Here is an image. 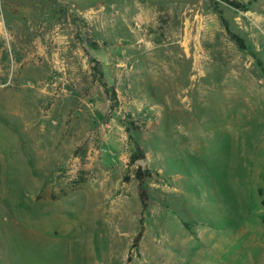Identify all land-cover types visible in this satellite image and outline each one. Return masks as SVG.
<instances>
[{"label":"rangeland","instance_id":"374dc122","mask_svg":"<svg viewBox=\"0 0 264 264\" xmlns=\"http://www.w3.org/2000/svg\"><path fill=\"white\" fill-rule=\"evenodd\" d=\"M237 1L0 0V264H264V0Z\"/></svg>","mask_w":264,"mask_h":264},{"label":"trees","instance_id":"16d2710c","mask_svg":"<svg viewBox=\"0 0 264 264\" xmlns=\"http://www.w3.org/2000/svg\"><path fill=\"white\" fill-rule=\"evenodd\" d=\"M227 4H229L230 6L234 7V8H237V9H241V10H246V6L237 1V0H224ZM219 14H220V19H221V22L227 32V34L229 35L230 39H232L236 45L238 46V48L242 49V50H247L248 49V46L247 44L245 43L244 39L239 36L238 34L232 32L229 28V25H228V22L227 20L221 15V11L219 10ZM256 63L257 65L260 67L261 71L263 72L264 74V66L262 65V62L260 60H256ZM136 178L139 180V197H140V202H141V206L142 208H145L146 207V197H147V194H146V191L145 189L142 187V180L145 176H149L150 175V172L148 169H143L141 168V166H139L137 168V171H136ZM263 222H264V216H263ZM141 236V232H138V234L136 235V237L134 238V241L132 243V246H135L137 241L139 240Z\"/></svg>","mask_w":264,"mask_h":264},{"label":"water","instance_id":"95a60500","mask_svg":"<svg viewBox=\"0 0 264 264\" xmlns=\"http://www.w3.org/2000/svg\"><path fill=\"white\" fill-rule=\"evenodd\" d=\"M248 56H249L250 58H252V60H254V58L252 57V55L248 54ZM136 162L139 164V166H141V168H143V169L146 168V163H147V161H146L145 158H139V159L136 160Z\"/></svg>","mask_w":264,"mask_h":264},{"label":"bare ground","instance_id":"6f19581e","mask_svg":"<svg viewBox=\"0 0 264 264\" xmlns=\"http://www.w3.org/2000/svg\"><path fill=\"white\" fill-rule=\"evenodd\" d=\"M191 51V50H190ZM189 53V52H188Z\"/></svg>","mask_w":264,"mask_h":264}]
</instances>
